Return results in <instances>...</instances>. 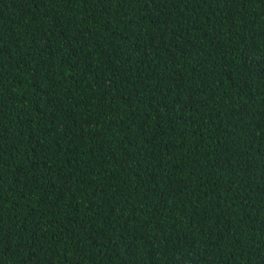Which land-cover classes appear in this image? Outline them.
<instances>
[{
    "label": "trees",
    "instance_id": "obj_1",
    "mask_svg": "<svg viewBox=\"0 0 264 264\" xmlns=\"http://www.w3.org/2000/svg\"><path fill=\"white\" fill-rule=\"evenodd\" d=\"M0 264H264V0H0Z\"/></svg>",
    "mask_w": 264,
    "mask_h": 264
}]
</instances>
